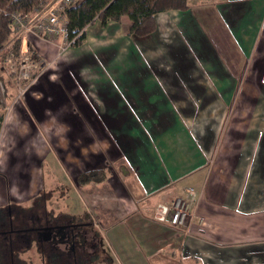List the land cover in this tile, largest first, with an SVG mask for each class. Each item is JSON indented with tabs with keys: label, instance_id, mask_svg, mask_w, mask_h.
Here are the masks:
<instances>
[{
	"label": "crops",
	"instance_id": "crops-1",
	"mask_svg": "<svg viewBox=\"0 0 264 264\" xmlns=\"http://www.w3.org/2000/svg\"><path fill=\"white\" fill-rule=\"evenodd\" d=\"M192 2H200L201 6L195 9L189 6L184 12H164V30L171 32L172 36L180 32L182 22L187 24L188 20L190 23L194 21L195 27H198L195 28L198 32L194 40L202 37L205 41L198 44L199 49L196 46L194 53L201 52V57L208 51V55L202 58L208 61L203 64L212 66L213 70L210 76H192L191 60L192 65L183 69L191 81L183 79L184 82H173L171 87L162 81L159 86H154L157 91H151L147 98L154 100L156 93H164V116L168 115V122H164V126L156 122L154 114L144 115L143 107L135 103L140 109L138 111L145 116L142 122L137 121L138 111L133 107L127 112L122 111L123 117L118 113L125 109L120 107V99L127 98L118 93L128 89L123 86V79L117 81L115 74L116 67L123 60H118L117 56L122 48L118 32L115 28L110 32L112 27L117 26L107 28L105 25L101 29L86 31L82 46L69 49L56 63L59 65L62 61L69 69L79 66L82 71L84 67H93L99 72L95 79L96 103L85 102L88 97L82 94L83 90H79L80 94H73L71 86L66 84V76L57 74L58 65L54 72L44 75V83H49V87H46L48 95L57 91L66 97L67 90L76 101L79 99L77 96H81L84 103L77 101L76 111L81 110L85 118L88 116L94 120L103 136L113 141L111 145H115L116 149L110 147L107 153L113 156L115 163L119 160L124 162L119 164L122 166L119 172L125 176V181L133 183L135 189V180L140 181L142 190H145L141 194V201L128 198L126 202H121L119 198L122 195L118 193L121 188L118 191L115 186L107 184V181L113 183L112 176L118 179L115 176L117 171L113 169V174L106 180L107 187L104 185L97 195L103 197L97 200L95 209L98 233L101 237L105 232L109 237H103L105 243L128 239L135 244V253L140 251L146 259L156 258V264H167L169 260L187 264L182 259L192 261L188 264H264V0ZM113 24L116 23L109 25ZM103 33H110V37L102 38ZM178 38L182 40V36ZM100 39L103 43H100ZM33 45L43 57L56 55L55 43L34 39ZM103 48H114L115 53L105 59L100 53ZM130 49L131 43L125 49L124 58L133 56ZM134 62L133 58L129 60V63ZM197 62L200 63V59ZM108 75L112 82L102 88V81ZM35 86L30 89L37 97L43 98L44 87L38 83L37 90ZM185 94L189 99L198 101L192 104L201 111L192 112L194 122L202 113L216 116L214 122H209L207 126H193V137L192 131L186 128L189 125L179 116L185 113L178 111L184 105ZM234 98L237 102L231 107ZM204 100L208 101L204 103ZM147 106L153 108L150 104ZM169 106L172 114H166L165 107ZM178 124L183 125V129L176 128ZM122 131L125 133L122 134ZM72 141L75 138L72 137ZM134 143L132 157L135 160L129 161L125 156L128 154L126 149H131ZM176 147L181 155L174 154L164 159L162 148L173 152ZM212 153L214 158L210 164ZM189 189H193L195 197L192 219L187 222L185 232L168 224L149 223L142 218L147 210L153 216L158 204L167 205L185 196ZM123 191V195L129 197L125 189ZM177 237L185 238L182 244L184 249L170 251L172 245L179 243ZM177 247L180 248L179 245ZM34 251V246L30 247L26 251L29 256L20 255V258L35 260Z\"/></svg>",
	"mask_w": 264,
	"mask_h": 264
},
{
	"label": "rangeland",
	"instance_id": "rangeland-1",
	"mask_svg": "<svg viewBox=\"0 0 264 264\" xmlns=\"http://www.w3.org/2000/svg\"><path fill=\"white\" fill-rule=\"evenodd\" d=\"M189 4L193 9H195L196 6H201L199 5L200 2L196 3L192 2V0ZM202 5L208 4L203 3ZM155 21L157 26L156 31L140 39L128 35L130 22L126 16H123L121 20L116 23L118 25H109L112 23H108L107 28L117 26L112 27L110 32L115 28L116 33L118 32V36L122 41L121 52H119L117 56L118 60H122V58L123 60L116 67L115 74L118 82L123 79V86L128 90L124 93H118L119 96L124 94V96L127 97L125 99H120L119 105L125 109L119 110L118 113L123 117L125 116L123 112H127V109L130 107H133V110L137 112L138 110L140 111L137 106H141L145 112L144 115L154 114L156 122L164 126V122H168V115L164 116V93H156L153 96L154 100L147 98V94H150L151 91L156 92L157 90L154 86H159L162 81L168 86L173 82H184L183 79L191 81L189 74L183 72L184 68L192 65L191 60L193 61L192 76L198 74L210 76V72L213 68L208 64H203L208 61L202 60V58L208 55L207 50V53L204 54L205 56L201 57L199 56L202 55L201 52H197V56L194 53L196 46L197 49H199L198 44L205 42L202 37H199L197 41L194 40L198 32L195 30V28L198 27H195L196 23L194 21L190 23L188 20L187 24H183L182 22L179 28L180 32H176L172 36H170L171 32H166L164 30V12L157 14L155 16ZM101 27L98 21H96L94 24L85 28L84 35L86 31L89 32L90 30L101 29ZM100 32L101 30L99 33ZM107 34L108 35L103 33L101 37L108 39L110 33ZM178 36H182V40L179 39ZM15 38L16 37L12 35L10 42L6 46L0 48V86L4 88V95H0V116L2 117L0 123V208H4L5 210L9 204L11 211L15 209H27V212L32 211L28 220H25V217H23L24 224L25 221L28 222L30 219L36 216H43L45 213L56 219H61L60 216L62 214L63 218L59 221H71V219L79 220L85 216H91L94 219L96 228L99 229L96 225L97 210L95 209H97V200H101L100 198L103 197H97V195L101 192L104 185L106 187L107 184L115 186L118 191L121 188L122 191L120 189L118 192L122 195L121 198H119L121 202H126L125 199L128 198H135L137 201L138 199L141 201L140 198L143 197L141 194H144L145 190H142L143 187L140 181L135 180L136 189L133 183L127 180L125 181V176L119 172L122 167L119 164H124V162L119 160L115 163L114 160L107 155V151L110 147L115 148V145H111L113 141L108 137L106 139L107 141L103 140V133L96 122L94 120H86L81 114V110H79V112L76 111L77 101H79V103H84L80 95L77 96L79 99L76 101L72 97L74 95L70 94L67 90L65 91L67 94L66 97L62 92L56 91L51 95L47 93L48 89H46V87H49V83L45 85L44 75L54 72V69H56L58 65L56 63L59 62V59L64 53L69 49L71 50L72 48L82 46L84 40L80 42L79 45H70L61 56L56 58L59 49L58 46L56 55L51 58L45 57V55L43 57L37 53V49L33 45L34 37H30L29 39L24 38L23 44L21 42L20 53L19 51L17 52L16 49L13 50L10 46ZM47 43L50 44L51 42ZM100 43H103L102 39H100ZM106 43L105 40L104 44ZM130 43V52L133 56L124 58L125 49L128 48ZM32 45L34 46L33 49L36 56L29 50V46L32 47ZM21 50L24 51L23 56L21 55ZM114 50V48H103L100 53L103 54V58L108 59L111 58ZM19 55H21V57ZM131 58L135 60L134 63H129ZM198 59H200V63L197 62ZM21 60H27L28 64L35 65L36 69L39 70L49 65L48 71L39 77V80L35 83V88L37 87V90L40 85L44 87L45 96H43V98L37 97L33 89L27 91L23 97H17L19 92L17 85L21 87L22 84L21 80L13 81L14 74L12 73V67L18 68ZM89 60H91L90 57ZM69 62L75 61H68V63ZM68 69L69 68L61 61L57 68V74L66 76V84L67 86H71L73 94H80L79 90H83L82 94L88 97V99H86V101L84 99V101H93L96 103L97 98L95 91L97 86L95 84V79H97L99 72H96L93 67H84L83 71L79 66ZM102 73L105 74L104 71ZM76 77L80 78L82 85L80 82L78 83ZM106 77L107 79L104 78L102 81V88L105 85H110L112 82V80L108 78L110 75ZM206 79L209 81L208 78ZM98 88H101V86L99 85ZM102 88L100 92H102ZM184 96V105L179 107L178 111L180 113H185L179 116L189 125V127H186L188 130H191L193 126L197 128L200 125L202 126L205 124L207 126L209 122H214L213 119L216 116H209L204 113L194 122L192 119L193 116H191L192 112L195 113L200 111V108H194L192 104L193 102L197 104L198 101L192 100L191 98L189 99L187 94ZM130 101L132 104H130ZM207 101L208 100H204V103ZM236 102L237 99L234 98L230 106L234 107ZM147 104H150L153 108H149ZM165 108L167 110L166 114H172L170 106ZM139 111L137 114V121L142 122L145 116ZM176 128L183 129V125L178 124ZM121 133L124 134L125 131ZM191 136L193 137V131L191 132ZM72 137L75 138V141H72ZM55 147L61 152H57ZM162 149L164 152V159L174 154L181 155L177 147L173 152L171 150L167 152L164 148ZM158 150L160 153V146ZM72 152L80 153V155L78 156L76 154V156ZM51 154L55 157L53 158ZM59 155H62V158L59 157ZM101 156L105 157L106 167L103 166L100 160ZM213 158L214 155L212 153V157L210 158L212 160H209L210 164ZM61 159L64 161H61ZM90 165L92 167H89ZM93 166L97 168L103 167V169L107 170H109V167H112V169L117 171L116 176H118V179L112 176V179H114L112 181L113 185L111 181H107L106 184V179H108V177L101 183H91L89 186L80 185L74 180L78 176V173L97 169L93 168ZM164 171L167 172L165 169ZM103 172L106 176H109L106 171ZM110 175H112L111 172ZM119 180L123 183H120ZM123 189H125L129 197L123 195L125 193ZM134 192L136 196H134ZM115 197L117 198L118 194ZM186 197L185 194V196L181 198L186 199ZM187 200L192 202L190 196ZM173 201L175 200H172L167 205L171 206ZM34 208L39 210L33 212ZM2 210L3 209L0 211ZM154 212L155 209L153 211V216H151L150 210H147V213L143 214L142 218L147 219L145 221L149 223H152L151 221L162 223L154 219ZM42 216L40 219H42ZM88 219L92 220L90 217H88ZM14 224L19 228L22 226L19 221H15ZM28 224L30 225L32 223ZM21 228L24 229V225ZM180 230L184 231V228ZM173 231L175 232V230ZM125 234L126 233H124V236ZM180 235L183 234L180 232ZM22 236L23 235H21V237ZM101 237V241H103L102 248L111 264H156V258L150 257L146 259L138 249L136 250L139 251V253H135L133 250L135 244L129 242L128 239H126V241L123 239L121 241H113L110 239V243H105L103 237L109 239L108 235L106 236L104 232ZM177 239L179 243L174 246L172 245L173 248H171L170 251L177 252L179 249L183 248L182 244H184L185 238L177 237ZM177 245H179L180 248H178ZM29 247L32 248L33 245ZM7 254V252L3 253L6 257ZM21 254L25 257L29 256L24 253ZM0 255H2V252ZM158 260L160 262V259ZM24 261H27V259H24ZM32 261L35 262V264L36 262H40L39 259H28L29 264H31ZM183 261L187 264L192 262L191 260L187 262L185 259H182V262ZM175 263V260H169L167 262V264Z\"/></svg>",
	"mask_w": 264,
	"mask_h": 264
},
{
	"label": "trees",
	"instance_id": "trees-1",
	"mask_svg": "<svg viewBox=\"0 0 264 264\" xmlns=\"http://www.w3.org/2000/svg\"><path fill=\"white\" fill-rule=\"evenodd\" d=\"M50 0H0V48L6 46L10 42V38L13 35L10 19L14 13L29 16L33 14L39 5L46 4ZM190 0H78L74 5L66 10V21H67V34L70 41H74L73 46L79 45L85 39V28L89 25L94 24L98 21L100 26H105L108 23H118L123 16H126L130 22L128 27V35L134 38H144L149 36L156 31L155 16L159 13L166 11H179L184 12L189 9ZM21 40L19 38L13 39L10 48L20 50ZM29 50L35 55L33 46H29ZM2 117L0 116V123ZM123 143V142H122ZM135 143L131 146L132 148L127 150L125 155L129 161L135 160L133 155V148ZM108 157L110 154H108ZM105 158V157H104ZM102 159V158H101ZM97 168V167H93ZM112 168V167H111ZM103 171H106L109 176H106ZM110 170L97 168L86 172L78 173L76 182L80 185H87L91 183H101L106 178L110 177ZM107 180V179H106ZM10 207V205L8 204ZM12 208V207H11ZM0 264H5V261L10 260V256L6 257L3 255L4 252H11V248L8 243L4 241L1 233L8 230V211L7 208H0ZM34 208V211H37ZM18 211L21 216L28 220L32 214V211L27 209L12 210V214ZM15 215V214H14ZM27 217V218H26ZM90 220L94 226V219L91 216ZM36 217L30 219L28 222L25 221L24 229H27L34 223ZM60 218H63L61 214ZM55 219V218H54ZM75 221L74 219H71ZM97 225V223H96ZM96 228V226H95ZM97 230V228H96ZM98 231V230H97ZM28 231L19 232V235H28ZM24 247L23 252L30 249L29 245ZM32 246V245H30ZM22 252V250L19 249ZM21 263L26 264L20 255L16 257ZM16 260V259H15ZM34 262H31V264Z\"/></svg>",
	"mask_w": 264,
	"mask_h": 264
},
{
	"label": "flooded vegetation",
	"instance_id": "flooded-vegetation-1",
	"mask_svg": "<svg viewBox=\"0 0 264 264\" xmlns=\"http://www.w3.org/2000/svg\"><path fill=\"white\" fill-rule=\"evenodd\" d=\"M86 120L91 119L86 116ZM102 139H107V137L103 136ZM112 154H114L113 151ZM112 157L110 154L109 158L114 160ZM100 160L103 166H107L104 156H101ZM109 170L113 174L111 167ZM7 211L8 230L1 235L11 248V252L7 254L10 260L5 261V264H24L16 257L22 255L21 253L26 254L23 252L26 245L34 246L35 257L40 260L36 264H111L102 248V238L86 216L75 221H59L61 219H54L45 213L41 215L42 219H40L41 216H36V224L32 223L27 229H22L21 227L25 225L23 216L18 211L12 214L9 206H7ZM15 221H19L22 226L16 227ZM24 231H28L29 234L21 237L19 232ZM47 238L48 240H45ZM24 262L29 264L28 260Z\"/></svg>",
	"mask_w": 264,
	"mask_h": 264
},
{
	"label": "built area",
	"instance_id": "built-area-1",
	"mask_svg": "<svg viewBox=\"0 0 264 264\" xmlns=\"http://www.w3.org/2000/svg\"><path fill=\"white\" fill-rule=\"evenodd\" d=\"M78 0H50L46 4L39 5L35 12L29 16L14 13L10 19V25L14 37L21 38L23 44L24 38L44 40L46 42L55 43L59 46L56 58L62 55L63 52L74 41H70L67 34L66 10L74 5ZM23 56L24 51L21 50ZM20 53V51H19ZM27 53V51H26ZM21 55H19L21 57ZM14 67V66H13ZM13 81L21 80L22 86H18V98H21L33 86L39 77L44 75L49 65L36 69L35 65L28 64L27 60H21L19 67L13 69ZM0 95H4V88L0 86ZM193 189H189L185 198H176L171 203V206L166 204H158L155 208L154 219L156 221L168 224L172 228L182 229L186 231L187 222L192 219V206L195 193ZM189 196L192 202L187 200ZM171 207V208H170Z\"/></svg>",
	"mask_w": 264,
	"mask_h": 264
},
{
	"label": "water",
	"instance_id": "water-1",
	"mask_svg": "<svg viewBox=\"0 0 264 264\" xmlns=\"http://www.w3.org/2000/svg\"><path fill=\"white\" fill-rule=\"evenodd\" d=\"M45 240H48V238H47V239H45Z\"/></svg>",
	"mask_w": 264,
	"mask_h": 264
}]
</instances>
